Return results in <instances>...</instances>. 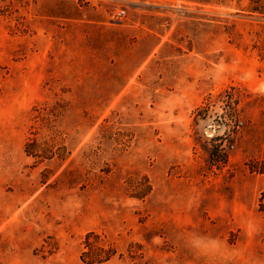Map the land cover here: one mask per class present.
<instances>
[{
    "label": "rangeland",
    "instance_id": "374dc122",
    "mask_svg": "<svg viewBox=\"0 0 264 264\" xmlns=\"http://www.w3.org/2000/svg\"><path fill=\"white\" fill-rule=\"evenodd\" d=\"M250 3L0 0V264H264Z\"/></svg>",
    "mask_w": 264,
    "mask_h": 264
},
{
    "label": "trees",
    "instance_id": "16d2710c",
    "mask_svg": "<svg viewBox=\"0 0 264 264\" xmlns=\"http://www.w3.org/2000/svg\"><path fill=\"white\" fill-rule=\"evenodd\" d=\"M248 10L257 14H264V0H251L250 5L248 6ZM91 234H93V232H88L86 234L83 241L84 243L87 241V238ZM80 260L83 262H94L93 260L87 261L84 252L80 254Z\"/></svg>",
    "mask_w": 264,
    "mask_h": 264
},
{
    "label": "built area",
    "instance_id": "2783aa9c",
    "mask_svg": "<svg viewBox=\"0 0 264 264\" xmlns=\"http://www.w3.org/2000/svg\"><path fill=\"white\" fill-rule=\"evenodd\" d=\"M122 12H123V11H120L119 14L122 13Z\"/></svg>",
    "mask_w": 264,
    "mask_h": 264
}]
</instances>
